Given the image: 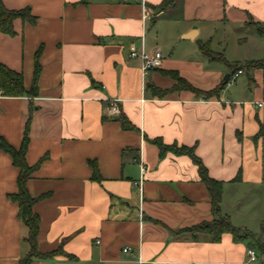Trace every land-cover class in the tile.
<instances>
[{
	"label": "crops",
	"instance_id": "1",
	"mask_svg": "<svg viewBox=\"0 0 264 264\" xmlns=\"http://www.w3.org/2000/svg\"><path fill=\"white\" fill-rule=\"evenodd\" d=\"M1 1L9 11L28 9L36 22L14 20L13 36L0 29V63L22 73L26 92L0 94V137L20 150L29 123L25 160L34 170L26 187L37 200L38 250L62 247L76 258L32 264H250L249 241L172 234L213 220L211 198L189 157H161L152 141L195 149L210 177L224 184L222 213L226 187L264 184V144L255 140L264 124V72L246 74L238 90L241 74L213 95L173 91L177 82L168 75L204 93L219 88L229 69L209 64L200 43L214 50L220 26H264V0H177L162 13L150 7L164 0ZM155 51L163 65L147 72L131 56ZM122 115L135 131L122 128ZM18 177L0 148V264H19L30 251L11 199Z\"/></svg>",
	"mask_w": 264,
	"mask_h": 264
},
{
	"label": "trees",
	"instance_id": "2",
	"mask_svg": "<svg viewBox=\"0 0 264 264\" xmlns=\"http://www.w3.org/2000/svg\"><path fill=\"white\" fill-rule=\"evenodd\" d=\"M177 0H164L163 3L157 7H150L157 13L165 12L171 7L175 6ZM22 19L30 24H34L36 19L32 16L31 12L26 10L21 11H9L5 8L2 1L0 0V29L2 33L13 36L15 34L13 29V22L16 19ZM255 27L256 34L264 42V26L258 23L251 24ZM199 50L202 56L212 65H222L229 69V81L227 84H222L219 88L212 92L204 93L192 85H190L186 80L178 77L175 73H168L177 82L173 91H192L195 94L202 95H213L219 93L226 85L232 82L233 77L239 72H246V74H251L253 71L262 70L264 71V58L261 60H251L247 64H241L239 62L230 63L225 58L224 54L215 53L210 42L200 43ZM41 50H38L35 56L34 63V77L30 94L35 96L38 90V80L41 73V66L39 63V56ZM24 88V77L22 73H18L10 70L5 65L0 63V94L7 97H21L25 94ZM154 94L159 97L165 96L167 93L155 90ZM117 121L121 123L124 130L135 131L136 127L124 116L117 118ZM29 125V123H28ZM26 128L24 139L20 150H16L10 146L3 138L0 137V148L7 154H9L14 161V165L19 169L18 177V187L19 191L17 194L11 196V199L16 202L19 206L18 217L25 225L28 230V235L25 241L30 246L29 253L20 260L19 264H32L36 260H53L55 257H64L70 261L76 260V258L68 253H66L62 247L51 253L43 254L38 250L37 240L39 234V218L33 213V206L37 202L36 199L32 198L27 191V182L34 170L28 166L25 155L28 148V126ZM259 131L255 136V140L262 141L264 144V124L260 123ZM160 151V156L164 157L168 153H172L178 156L189 157L194 165L197 166L200 179L202 183L206 186L208 193L211 198L212 214L214 216L211 221H204L198 225L192 226L190 228H185L178 231H171L175 237H180L182 235H189L193 241H209L212 243H217L222 240L223 236L229 234L233 237L235 241H249L253 240V234L250 230L244 227H236L232 224L231 219L228 215L222 213V196H223V182L217 181L210 177L209 172L202 160L196 155L195 149L190 147H178L177 145L167 146L161 140H153ZM93 179L95 181L100 180V175L96 166H93ZM264 234V226L262 229ZM251 247L255 249L259 257L264 258V242H259L257 244L250 243ZM264 264V263H262Z\"/></svg>",
	"mask_w": 264,
	"mask_h": 264
},
{
	"label": "rangeland",
	"instance_id": "3",
	"mask_svg": "<svg viewBox=\"0 0 264 264\" xmlns=\"http://www.w3.org/2000/svg\"><path fill=\"white\" fill-rule=\"evenodd\" d=\"M251 24H254L251 20L245 23L244 29H238L236 26L230 28L220 26V31L216 34L217 38L213 51L218 55L224 54L228 61H239L241 64H247L249 60L263 59L264 42L258 37L255 27ZM244 38L248 40L243 42L241 39ZM218 41L222 43V47L221 45L216 46ZM221 67L224 68V66ZM256 71L248 74V76L253 77ZM244 73H242L244 74L242 78L238 80V86H235L238 90L242 88V80H247L246 72ZM223 210L224 214L230 215L234 226L245 227L252 232L254 239L250 240V243L264 242L262 232L264 226V184L226 187ZM259 260L264 263V258L259 257Z\"/></svg>",
	"mask_w": 264,
	"mask_h": 264
},
{
	"label": "built area",
	"instance_id": "4",
	"mask_svg": "<svg viewBox=\"0 0 264 264\" xmlns=\"http://www.w3.org/2000/svg\"><path fill=\"white\" fill-rule=\"evenodd\" d=\"M131 56L133 58H137V57L141 58V60L143 62V70L145 72H147L149 70L160 69L162 67L163 61H164V55L160 51H155V52H152V53H144L143 52L140 55H138L135 52H132ZM241 74H242V72H239L238 74H236L233 77L232 82H234L235 79ZM262 106H263V104H258L259 108L262 107ZM110 112H111L112 115H116V114L119 113V108H118V106L115 103L110 105ZM144 174H145V168L142 167V176H144ZM130 251L131 250L128 247L124 249L125 253H128ZM247 254H248L249 259H250V264H262L260 262V260H259L258 253H257V251L255 249H253V248L249 249Z\"/></svg>",
	"mask_w": 264,
	"mask_h": 264
},
{
	"label": "water",
	"instance_id": "5",
	"mask_svg": "<svg viewBox=\"0 0 264 264\" xmlns=\"http://www.w3.org/2000/svg\"><path fill=\"white\" fill-rule=\"evenodd\" d=\"M229 81V74H227L225 77H224V84H227Z\"/></svg>",
	"mask_w": 264,
	"mask_h": 264
}]
</instances>
